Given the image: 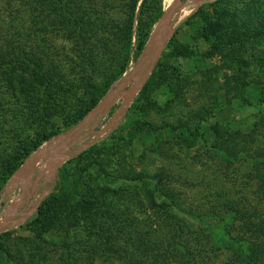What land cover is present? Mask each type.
<instances>
[{"label":"trees","instance_id":"obj_1","mask_svg":"<svg viewBox=\"0 0 264 264\" xmlns=\"http://www.w3.org/2000/svg\"><path fill=\"white\" fill-rule=\"evenodd\" d=\"M162 13L163 0H2L0 193L33 151L77 125L130 62L145 54ZM184 23L211 44L225 67L237 70L224 76L225 94L252 86L255 100L248 105L257 109V121L248 130L217 121L203 125L224 110L216 105L186 110L160 126L140 117L137 110L158 83L175 94L182 89L171 58L184 46L172 36L170 50L156 59L126 122L108 137L110 145L103 141L96 153L95 145L79 154L69 150L68 162L82 166H62L49 181L38 178L35 192L41 200L24 224L27 234L15 241L10 232L0 234V264H44L52 250L64 264H213L221 249L228 251L224 264H264V0H216ZM251 67L259 70L253 85L244 75ZM142 137L150 141L141 143L145 150L161 147V153L160 144L192 148L203 138L210 143L208 155L219 157L229 186L188 201L171 170L149 173L122 155L123 146ZM107 149L117 156H102ZM235 160L250 167H232ZM102 175L114 178L115 185L101 184ZM28 209V204L18 207L12 219L25 218Z\"/></svg>","mask_w":264,"mask_h":264},{"label":"rangeland","instance_id":"obj_2","mask_svg":"<svg viewBox=\"0 0 264 264\" xmlns=\"http://www.w3.org/2000/svg\"><path fill=\"white\" fill-rule=\"evenodd\" d=\"M215 1L216 0H185L179 5V12L175 21V29L171 34L169 33V31H167V35L169 38L160 51L158 57H160V55L165 51L167 52L168 50H170V48L167 50L166 45L172 36H176V38L183 44L184 48L177 51L171 58V64L175 68L174 72L175 74H178L177 77L176 75H174V80L181 82L182 89L177 94H175V91H173V89L170 87L168 88L167 84L158 83L157 87L153 89V91H151L149 95H147L148 101L154 102V105L149 109L147 101V103H142L139 110H137L141 118L152 120L154 124H156V126H160L165 121L173 120L176 116H179L186 110H198L201 108L210 110V108L215 107L216 105L220 107L224 106V110L219 113H214V115L209 118L208 121L202 122L203 125L206 126L210 122L214 123L215 121H217L222 125L231 126L232 130H248L251 127L252 123L257 121V117L255 116V112L257 109L253 106L248 105V102L254 104L255 100V97H252V86H248V88H245L246 90H243L241 93H237L235 96L231 94H225L221 87L224 76L232 75L233 72L235 73V71L237 70L225 67L223 65L221 55L216 53L214 49H212L211 44H209L208 41H205L196 34L192 33V31L189 30V26L184 23L187 16L197 10L200 6H204L208 10H210L211 5ZM171 2L172 0H163V13ZM1 4L2 0H0V5ZM162 15L152 26L146 48H144V51L146 50V54L152 53L153 38L151 39V36L152 34H154V31L159 21L161 20ZM175 32L177 33L175 34ZM61 40L62 39H59L57 42L59 43ZM63 43H65V41H63ZM147 57V62L139 69L137 68V66L140 59L138 58L136 59L137 61H131L129 64V68L121 75L119 79L111 84V86L101 99L107 97L110 91L114 87L119 86L124 79L138 82L143 78L144 75H147L143 83L144 85L146 80L149 78L152 70L154 69L153 66V68L148 73H146L150 65L151 56L147 55ZM138 70L139 75L136 76V72ZM258 71V68L255 69L254 67L246 68L244 71V75L248 76L246 80L252 85L254 82L253 78L257 75ZM130 84L131 83L118 90V94H120V96L114 100V103L107 109L104 116L98 122H96V119L98 118V116H96L80 131H77V129L71 134L73 137H79V140L69 148L70 151H76V153L79 154L90 146L95 145L96 148L94 149L95 151L93 153H96L102 152V150H99L100 148L103 149V141L106 140V142L104 143H107V146L110 145L112 139H109L108 137L111 133H115L119 129V127L126 122L125 119L127 111L131 103L138 96L141 89L132 96L125 109L115 118V121L113 122V125L109 130L104 132L99 137H97V131L103 128L111 120L113 113L125 98L124 95H122V92H126ZM172 99L174 101V103H172L174 104V106L171 109L163 111L164 108H166V103H169V100ZM77 125L73 126L71 129L67 130L64 133L51 137L49 140L43 142L36 150L49 147L50 145H53L52 148L57 149L65 147L73 140V137H71V135L60 137V135L69 133ZM261 130L264 134V124ZM68 137H71L70 140H68ZM143 138L144 137H142V139L140 140L137 139L136 141L138 142H136L134 146H123V149L120 150L122 155L126 157L127 161L136 163L138 169L142 166L146 167V170L149 173H153L155 172V170L160 168L171 170L175 174L176 181L174 180V185L186 192V195L189 198L188 201L197 202V200L207 198L211 194L216 195L220 193L222 186H229L227 180L223 179L221 171L222 164L220 163L221 161L219 157L216 155H213V157L208 155V153L211 152L209 147L210 143L203 138L198 141V144L192 146V148H178V146L174 145L173 142L172 145L165 143L160 144L159 147L161 145L164 146L165 151L163 153H161V147L156 152H151L147 149L145 150L143 148V144L141 143L143 142V140L145 141V144L150 143V141L146 138ZM93 139L96 140L93 141ZM88 142H91V144L85 146V144ZM69 150L68 153L70 152ZM35 151H33L32 153H34ZM46 152L47 157L45 159L39 160L33 165L27 167L26 172L21 176L18 185L13 191H8L9 178L2 192L0 193V220H4L7 218L12 219V216L16 212L18 207L26 206L28 204L29 209L25 214L26 217L22 220V224H13V222H10V226L0 230V234L3 232H10L11 237L14 239V241L18 236H26L27 232L24 224L30 218L29 216L33 213L41 200L40 193L35 192L37 181L38 178H40L41 176H45V174L48 172L49 162L53 155L52 152H48V150H46ZM103 154L111 155L112 157L117 156L115 152L113 153V150L108 149L107 151L104 150L103 153H101L102 156ZM143 154L145 157L140 159L139 157H141ZM70 158L71 156L69 158H66L61 163L59 168L62 166H66L68 169H71L77 166H82V163L77 160L68 162ZM197 158L200 161H197ZM240 164L242 163L238 160H235L232 162V167H250L249 164L247 166L246 163H243V165L241 166ZM90 176L92 179H97V177H94V174H91ZM100 178L102 180L101 184H104L106 186L115 185V183L113 182L114 178L111 179L110 177H103V175ZM94 183L95 182L93 181V184ZM55 185L56 182H53V184L47 189L48 192L49 189L53 188V186ZM2 207L3 209H1ZM78 237H82V234L79 233ZM227 257L228 251L221 249L220 255L214 259L213 264H224ZM44 264H64L63 257L60 253L58 254L57 252H54L52 250L51 256H49V259L45 261ZM78 264L119 263L116 261L110 262L95 260L93 263L79 262Z\"/></svg>","mask_w":264,"mask_h":264},{"label":"water","instance_id":"obj_3","mask_svg":"<svg viewBox=\"0 0 264 264\" xmlns=\"http://www.w3.org/2000/svg\"><path fill=\"white\" fill-rule=\"evenodd\" d=\"M182 2L183 0H172V2L167 6L153 34L152 53L146 54L145 53L146 50L144 51L145 54L140 58L138 62V66H137L138 69L141 68L147 62L148 60L147 55L151 56V60H150L149 68L146 73H148L153 68L154 63L156 59L158 58L160 51L165 45L167 39L169 38L167 35V31H169V33L171 34L175 29V21L177 19V14L179 12L178 7ZM138 75H139V70L136 72V76ZM146 76L147 75H144L143 78L138 82L130 81L127 79L122 80L121 84L119 86L114 87L110 91L107 97H104L103 99H101L76 127H74L69 133L60 135V137L70 136L77 129H78L77 131H80L96 116H98V118L96 119V122H98L104 116L107 109L114 103V100L120 96V94H118L119 92L118 90L123 88L125 85H129V83H131L129 88L126 90V92H122V95H124L125 98L122 100V102L119 104L116 111L113 113L111 120L103 128L97 131V137L101 136L104 132H106L107 130L111 128L118 114L121 113L125 109L126 105L129 103L132 96L141 89L146 79ZM71 137L73 136L71 135ZM78 140H79V137H73V140L63 148H60V149L52 148L53 145H50L49 147L36 150L34 153L29 155L28 158L20 164V166L15 170L13 175L10 177L8 181V186H9L8 191L11 192L15 189V187L19 183L21 176L26 172V169L28 166L33 165L35 162L39 160H43L47 157L46 150H48V152H52L53 154L49 162L48 172L44 176L45 180L49 181L53 177V175L55 174L56 170L59 168L61 163L66 158L70 157L68 150ZM95 140L96 139H93V141ZM90 144L91 142H88L85 144V146H88ZM22 220L23 218L20 221ZM20 221L17 219H10V218L0 220V230L10 226L11 225L10 222H13V224H17V223H20Z\"/></svg>","mask_w":264,"mask_h":264}]
</instances>
